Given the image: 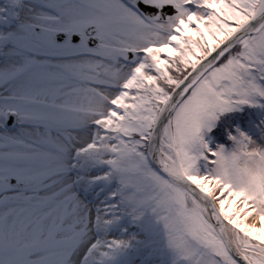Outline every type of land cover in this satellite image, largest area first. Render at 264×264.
<instances>
[{"label": "snow or ice", "instance_id": "snow-or-ice-1", "mask_svg": "<svg viewBox=\"0 0 264 264\" xmlns=\"http://www.w3.org/2000/svg\"><path fill=\"white\" fill-rule=\"evenodd\" d=\"M0 264H264V0H0Z\"/></svg>", "mask_w": 264, "mask_h": 264}]
</instances>
